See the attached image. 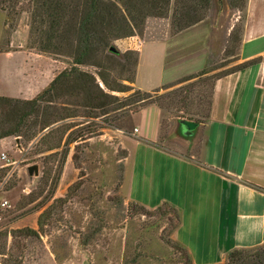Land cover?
Segmentation results:
<instances>
[{
	"label": "rangeland",
	"instance_id": "374dc122",
	"mask_svg": "<svg viewBox=\"0 0 264 264\" xmlns=\"http://www.w3.org/2000/svg\"><path fill=\"white\" fill-rule=\"evenodd\" d=\"M31 3L0 0L6 9L0 10V75L7 68L12 72L20 67L14 71L21 83L25 82L27 91L24 97L14 98L20 100L35 98L63 68L69 69L70 63L67 57L38 50L39 40L30 35ZM174 7L172 0L167 18L148 17L142 34L133 40H117L113 47L120 53L133 51L139 59L144 42L178 34L171 25ZM243 18L244 8H232L230 0H211L200 24L205 34L199 45L168 46L162 83L166 89L158 93L163 95L158 103L166 117L198 122L207 115L214 78L226 73L223 66L238 57L237 38ZM19 50L42 55L38 58L44 61L45 73L38 71L35 61L25 63L20 53H14L10 61L1 54ZM197 59L202 65L194 68ZM81 70L97 78L93 67ZM200 74L199 78L180 83ZM113 75L118 78L116 72ZM157 76L161 78L157 55L150 50L142 60L139 84L158 87ZM5 81L0 76V95L15 93V78L12 83ZM113 95L121 98L127 94ZM76 100L80 101L65 96L56 102L60 108L79 111L77 117L57 123L65 130L60 148L48 150L59 140L50 142L47 137L37 143V138L29 141L22 135L4 151L10 165L0 168V204L7 202L5 207L0 205V249L6 247L0 264H192L183 248L171 239L177 222L172 207L143 209L126 196L127 136L138 114L121 119L114 124L116 128L102 129V117H82L85 109L73 105ZM34 166L38 167V176L29 174ZM28 229L36 234L26 233ZM170 240L172 245L167 244Z\"/></svg>",
	"mask_w": 264,
	"mask_h": 264
},
{
	"label": "crops",
	"instance_id": "0c3cea01",
	"mask_svg": "<svg viewBox=\"0 0 264 264\" xmlns=\"http://www.w3.org/2000/svg\"><path fill=\"white\" fill-rule=\"evenodd\" d=\"M200 24L165 40L144 42L134 88L149 93L160 90L168 46L199 45L205 34ZM150 50H155L161 73L155 88L139 84L142 60ZM14 53L22 54L25 63L35 61L38 71L45 73L44 61L38 58L42 55L24 50L1 54L10 61ZM237 56L223 68L259 60L213 81L207 117L193 122L194 130L183 128L181 133L178 117H166L151 105L138 113L127 136L128 200L149 210L165 204L174 208L179 222L171 239L187 251L192 264H222L233 250L264 244V0H246ZM193 64L199 68L202 61ZM15 69L7 68L0 75L5 83L15 78V93L0 96H25L26 84ZM12 141L16 138L1 139L0 153L11 148Z\"/></svg>",
	"mask_w": 264,
	"mask_h": 264
},
{
	"label": "trees",
	"instance_id": "16d2710c",
	"mask_svg": "<svg viewBox=\"0 0 264 264\" xmlns=\"http://www.w3.org/2000/svg\"><path fill=\"white\" fill-rule=\"evenodd\" d=\"M171 1L32 0L31 37L39 40V51L69 58V69H64L55 76L50 85L31 100L0 96V140L23 135L29 141L37 138V143H41L48 137L51 138L50 142L59 140L58 143L55 142L54 147L50 145L49 151L60 148L65 130L60 129L57 123L77 117L76 113L79 112L78 109L72 110L65 106L60 108L56 105L57 100L65 96L80 99L72 104L85 109L82 117L88 119L102 117V129L116 128L114 124L121 119L130 117L132 113L138 114L143 108L151 105L163 110L158 103V99L163 95L158 93L166 87L152 93L136 90L132 85L138 57L133 51L120 53L113 44L117 40L142 34L144 22L148 17L167 18ZM210 1L174 0L172 27L180 33L200 24ZM230 4L234 9H243L246 0H230ZM0 10L6 9L0 4ZM239 40L240 35L237 38L238 42ZM112 48L114 50H111ZM258 60L230 68L214 80L227 73L245 69ZM81 67H93L97 70V78L82 71ZM115 72L118 78L113 75ZM124 74L129 76L121 77ZM201 75L203 74L187 77L180 83L199 78ZM101 83L104 88L101 87ZM113 92L127 95L120 98L113 95ZM210 105L211 99L209 109ZM176 117L179 119L182 133L183 119L180 116ZM206 117L207 115L203 119ZM43 132L45 134L40 136ZM95 132L94 130L90 133ZM172 209L176 212L177 220L172 230L174 231L179 222V215L174 208ZM25 232L36 234L34 230L29 229ZM167 242L170 245L173 243L171 240ZM5 251L6 247L3 246L0 255H6ZM183 251L190 262L187 251L184 248ZM225 261V264H264V244L252 249L233 250Z\"/></svg>",
	"mask_w": 264,
	"mask_h": 264
},
{
	"label": "water",
	"instance_id": "95a60500",
	"mask_svg": "<svg viewBox=\"0 0 264 264\" xmlns=\"http://www.w3.org/2000/svg\"><path fill=\"white\" fill-rule=\"evenodd\" d=\"M111 50H114V48H112ZM181 125H182V127L185 130H187L189 132H191L192 130H194L196 128V124L195 123L190 122V121H186V120H182L181 121ZM28 171H29V174L30 175L38 176V167L37 166H34V167L29 168Z\"/></svg>",
	"mask_w": 264,
	"mask_h": 264
},
{
	"label": "built area",
	"instance_id": "2783aa9c",
	"mask_svg": "<svg viewBox=\"0 0 264 264\" xmlns=\"http://www.w3.org/2000/svg\"><path fill=\"white\" fill-rule=\"evenodd\" d=\"M136 131L137 130L135 129V132ZM0 160L1 161H5V163H6L4 165H1L0 168H3V167H6V166L10 165V164H7L8 157H7V155L5 153H0ZM0 205H1V207H5L7 205V202L6 201H3Z\"/></svg>",
	"mask_w": 264,
	"mask_h": 264
}]
</instances>
